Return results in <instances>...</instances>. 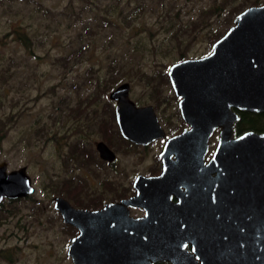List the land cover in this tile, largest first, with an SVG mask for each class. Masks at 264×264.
Instances as JSON below:
<instances>
[{"label":"rangeland","instance_id":"1","mask_svg":"<svg viewBox=\"0 0 264 264\" xmlns=\"http://www.w3.org/2000/svg\"><path fill=\"white\" fill-rule=\"evenodd\" d=\"M219 1L0 0V120L13 117L1 143L0 161L7 162L8 170L26 166L35 189L29 197L0 204V249L10 258L0 257V264H72L66 254L72 236L53 207L55 196L69 200V195L56 194L54 182L69 179L84 202L96 204L91 192H101L106 199L115 195L103 190L106 178L123 177V182L117 181L123 192L133 173L153 167L158 145L146 150L127 146L116 133L111 90L99 100L96 78H106L109 64L125 60L129 75L118 84L128 82L130 98L139 105L153 104L154 91L136 70L158 75L153 86L171 103H166V123H176L173 90L166 81L162 86L157 71L177 62L182 50L188 58L211 51L206 34L212 27L222 29L219 21L228 8L220 15L203 11ZM193 20L204 26L192 33L196 39L188 48H176L171 25L181 28L187 42L193 36ZM73 106H78L77 113L69 110ZM85 115L91 121L103 120L98 134L91 126L86 135ZM78 125L80 132L75 133L71 128ZM39 128L47 132L37 133ZM97 140L117 154L115 169L105 163L97 166ZM79 141L88 142L94 158L88 164L71 153V143Z\"/></svg>","mask_w":264,"mask_h":264},{"label":"water","instance_id":"2","mask_svg":"<svg viewBox=\"0 0 264 264\" xmlns=\"http://www.w3.org/2000/svg\"><path fill=\"white\" fill-rule=\"evenodd\" d=\"M168 76L190 129L167 140L161 153L163 172L138 176L137 195L97 210L54 197L62 221L78 231L66 250L72 264H191L186 245L191 241L195 246L193 234L173 228L176 220L166 219L189 207L219 210L212 233L218 230L223 237L215 263L264 264V132L234 136L238 116L232 110L264 113V4L239 12L208 54L170 64ZM129 91L130 84L122 82L108 94L121 135L136 144L164 137L153 107L137 106ZM217 128L218 142L205 164L208 139ZM95 148L101 159L115 160L104 141H97ZM164 183L172 187L164 190ZM146 189L148 196L143 195ZM34 190L26 166L8 170L7 162H0V203L29 197ZM172 195L179 201L173 202ZM129 206L150 210L133 218Z\"/></svg>","mask_w":264,"mask_h":264},{"label":"flooded vegetation","instance_id":"3","mask_svg":"<svg viewBox=\"0 0 264 264\" xmlns=\"http://www.w3.org/2000/svg\"><path fill=\"white\" fill-rule=\"evenodd\" d=\"M223 35L224 34H222V36ZM178 61H180V60H178ZM165 76H166V79H165L166 84H170V86L172 88V85H171V82H170V79L168 76V69L166 70ZM163 85L164 84L162 82V86ZM152 88L154 91V95H152L150 98L152 99L153 104H139L138 105L134 100L133 101L136 103L137 106L151 105L153 107V110H154V112L158 118V122H159L160 126L162 127V129L165 133V136L159 137V138L151 141L148 144H136L134 142H131V141L125 139L121 135V133H120V135L123 138V140L126 142L127 146H129L130 148H138L140 150H146L147 148L153 146L154 144H157L158 145V151L155 155V162H154L153 167L149 171H138L136 173H133L131 175V178L127 179V184H126L127 186L124 188L123 192H121V190L118 189L119 185L117 182L119 180L121 182H123V177H116L114 175V178L110 177L109 180L106 178V180H104L102 182L103 190L107 191V192H113L115 195L110 199H106V198H104L105 195H103L101 192H98V191L91 192V195H94V197H95L94 200H96L97 203L94 204L93 208H87V209L97 210V209L104 207L107 203L118 202L121 199H127V198H130V197L137 195L138 194V187H136V186L138 183H136L135 181L138 178V176H145V177L159 176L164 170V163H163V158L161 157V153L163 152V149L166 145L167 140L174 137V136L180 135L181 133H183V131L185 129H188V130L190 129V126L184 121V119L182 117L181 110L179 107L180 98L176 96L174 89L172 88L173 93H174L173 98L175 99L174 103L175 102L176 103H175L173 113H174V117L176 116V118H177V122L174 124H171L169 122L166 123V121L168 120V117L170 115V113L166 114V103L169 105L171 103H168V100L166 99L167 97H164V95L161 94V92L158 91V93H157V91H156V89L158 90L157 86H152ZM152 88H151V90H152ZM129 96H130V94H129ZM114 107H115V104H114ZM232 110L238 116V119L235 121V123H236L237 121H239V112L244 111V110H240L237 108H232ZM248 112H250V111H248ZM254 113H257V112H254ZM259 113H263V112H259ZM114 116H115V111H114ZM85 122L84 121L82 122V128L83 129L85 128V126H84ZM91 122L95 123V121H91V119L87 121L88 124H91ZM115 122H116V118H115ZM235 123H234V136H238V135L244 133L245 131L240 133V134H237L235 132ZM116 125H117V122H116ZM93 128H94L93 129L94 133L98 134L100 132V129H101L100 127L94 126ZM117 128H118V125H117ZM219 131H220L219 128L215 129L213 131L212 135L208 139L207 151L204 155L205 164H207L210 161V159H211V157L215 151V148H216V145L218 142V138H219ZM97 141H104V140H97ZM96 142H95V144H96ZM214 142H216L215 146H213ZM95 144H94V147H95ZM95 150H96V148H95ZM96 152H97V150H96ZM114 153H115V151H114ZM97 154H98V152H97ZM98 157H99V154H98ZM170 157H171L172 161H176L175 154H172ZM99 160H100L99 164H97V166L99 168H102L101 165L105 163L104 165L107 164V166L111 167L112 169H115L117 154H116L115 160L112 162H108L106 160H103L100 157H99ZM100 163H101V165H100ZM121 187H123V186H121ZM171 187H172V185L167 184V183H164L162 185V188L164 190H168ZM179 189H181L183 191L186 190L184 185H180ZM148 194H149L148 190L146 189L145 193H143V195L148 196ZM3 200H5V198ZM6 200H10V199H6ZM172 201L178 202L179 200L177 199V197L175 195H172ZM79 208H83V207H79ZM128 208H129L130 216L133 218H142L147 214V211L150 210L149 207H144V206L143 207L129 206ZM218 211L219 210H213V208H210V207H189V208H183L182 213H184V214L174 215V216L171 215V216L166 218L168 220H170V219L176 220V223L173 226V228L175 227L176 229H189L191 231V234H193L194 237L191 240H195V246L191 241H189V243H187V245H186V249L192 255L193 260H192L191 264H221L220 262L215 263L213 261L214 258H217V256L215 255V251H218V249H219L218 248V244L220 243L219 238L222 239V237H223V232H220L218 230L216 232H214V234L212 233V230L218 226V223H214V219L218 220L219 218H221V216L218 214L219 213ZM214 212H216L218 214L217 217H216L217 214L214 216V214H213ZM186 213H188V214H186ZM77 233H78V231H77ZM144 233L145 232H143V234ZM214 239H215V246H214V248H212V240H214ZM0 250L4 251V249H0ZM154 264H173V263L170 261H157Z\"/></svg>","mask_w":264,"mask_h":264},{"label":"trees","instance_id":"4","mask_svg":"<svg viewBox=\"0 0 264 264\" xmlns=\"http://www.w3.org/2000/svg\"><path fill=\"white\" fill-rule=\"evenodd\" d=\"M260 4H264V0H220L219 2H216L214 5L204 10L203 13H206V14L212 13V14L220 15L223 10L228 8L226 10L227 14L221 18L222 20L220 19L219 21V24L222 23L221 24L222 29H218L216 27H212L208 29L209 32L208 34H206L208 44L212 46V44L217 39H219L222 36V34L226 32L228 27L232 25V19L233 17H235V15H237L239 12H241L248 6L260 5ZM190 25H191L190 32H189L190 34H192L194 31L201 29L204 26V24H202L200 20H193L191 21ZM169 30L170 32H172L171 33L172 37L174 38L176 42L175 46L178 49H180L182 46L184 47V45L186 48H188V46L192 43V41L196 39L195 37L196 34H192L193 36L190 38V40L185 42L184 39H182V35H183L182 30L181 28H177V25H171ZM185 58H188V57L186 53L182 50L178 60H183ZM124 63H125V60L123 61V63L114 61L113 63L108 65L109 74L106 76V78L104 79H100L99 77L96 78L95 90H99V97H98L99 100H100L101 95H107L108 91L115 88L118 85V83L122 80L123 76L129 75V72H127V70H124L125 66L127 65ZM165 71L166 70L157 71V72H161L160 78L162 82H165V79H166ZM136 72L140 73L139 75L140 80H143L142 82H144L145 85L152 87L153 85L157 84L156 81L158 79V75L157 76L148 75L144 72H140L139 70H136ZM152 95H154L153 92L150 93V96ZM68 108L70 111H72L71 109H73V113L78 112V106H73V107H68ZM112 115H113V119L115 120L114 111ZM85 116H86V119H85L86 122L84 126H85V129H87L86 135H90L91 131H88V130L90 129L91 126L93 127L97 126L100 128L103 127L104 123L102 119L100 120V122L95 121V123L91 122V124H88L87 121L90 120L89 119L90 117L88 118L87 115ZM12 121H13V117H7L5 120L3 119L0 120V149H1V143L6 137L7 132H8V124H10ZM71 129L75 133L80 132L79 125L76 127H72ZM248 130L264 132V113H254V112H248V111L239 112V121L235 123V132L237 134H240ZM46 132H47L46 130H42V131L40 130V132L37 131V133H40V134H45ZM116 133L121 137L120 132L117 127H116ZM87 143H88L87 141H79V142H74V143L72 142L70 146L71 153L76 155L75 156L76 161L81 162L82 164H88L89 162H91V160H94ZM77 156L78 157L80 156V160ZM64 182L63 183L54 182V186H52V190L56 194H60L64 196L69 195L68 199L71 200L73 202V205H75L76 207L93 208L94 206L93 202H91L90 200H88L89 202H84L83 198L79 196L78 187H76V184H73L69 179L64 180ZM51 185H53V182ZM16 200H19V199H10V200L5 199L3 200L2 203L7 202L8 204H11L13 201H16ZM1 207L2 206H0V209ZM5 212H9V211H5ZM64 226L66 227L65 231L66 233L69 234V236L73 237L74 235L77 234V230L74 227L70 225H66V224ZM3 253L4 251L0 250V257L10 260V258Z\"/></svg>","mask_w":264,"mask_h":264}]
</instances>
